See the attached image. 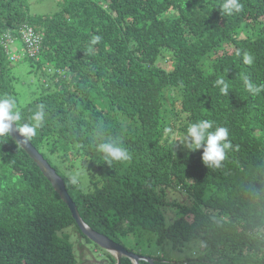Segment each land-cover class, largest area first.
<instances>
[{
	"label": "trees",
	"instance_id": "trees-1",
	"mask_svg": "<svg viewBox=\"0 0 264 264\" xmlns=\"http://www.w3.org/2000/svg\"><path fill=\"white\" fill-rule=\"evenodd\" d=\"M223 2L60 0L46 16L31 14L26 0H0V35L31 26L42 38L37 66L46 65L47 79L20 110L28 121L44 104L46 117L29 142L88 227L130 252L123 239L161 247L135 253L153 264H264V92L253 95L243 82L264 85V0H241L243 11L231 16ZM93 35L101 37L95 45ZM16 62L0 41V97L16 95ZM200 120L229 131L233 148L219 168L205 166L203 148L176 140ZM100 122L130 160L108 163L96 150ZM59 164L80 169L76 183ZM168 191L186 200L170 202ZM72 225L92 243L38 166L10 136L0 138V264H76L68 236L57 235ZM185 246L186 256L172 257ZM105 253L106 264L117 263Z\"/></svg>",
	"mask_w": 264,
	"mask_h": 264
},
{
	"label": "clouds",
	"instance_id": "clouds-1",
	"mask_svg": "<svg viewBox=\"0 0 264 264\" xmlns=\"http://www.w3.org/2000/svg\"><path fill=\"white\" fill-rule=\"evenodd\" d=\"M243 9L244 4L241 2V0H224L223 4L221 5V11L228 16L240 13L243 11ZM26 29H29V27L20 26L15 31H7L2 33L0 38L4 35H9L13 41L12 49L14 52L25 54L26 46L24 42L20 45V49L18 51L17 39L22 38V31ZM100 40V36L93 35L91 37L90 43L91 45H95L99 43ZM41 45L42 38L40 49ZM4 50L7 52L5 47ZM38 55L39 52L34 57H28L24 55L19 60H17V62L24 61L25 59L36 60ZM243 63L246 65H252L254 63V56L248 52H245L243 54ZM243 82L246 89L253 95H259L261 92H264V85L254 84L247 76H243ZM215 84L219 86L220 93L222 95H228L229 84L226 82L225 78L217 79ZM45 117V105L39 104L37 105V109L30 116L29 120L25 121L18 101L15 97H0V138L9 137L11 132L17 131L22 137L18 143L25 144L31 138L37 136L38 130L45 123ZM95 140L96 150L104 155L105 160L108 163H111L112 161L126 162L131 159L128 149L123 146V142L121 140L106 135V129L102 122L97 123L96 125ZM181 143L189 151L203 148L201 156L202 162L206 167L213 166L216 168L221 167L222 162L226 159L227 150L233 148L232 142L229 140L228 129L223 126H217L213 130V121L211 120H200L199 122L192 123L187 128V133L183 137ZM72 182L76 183L75 177L72 178Z\"/></svg>",
	"mask_w": 264,
	"mask_h": 264
},
{
	"label": "rangeland",
	"instance_id": "rangeland-1",
	"mask_svg": "<svg viewBox=\"0 0 264 264\" xmlns=\"http://www.w3.org/2000/svg\"><path fill=\"white\" fill-rule=\"evenodd\" d=\"M30 4V13L33 15H52L57 9V4L60 0H26ZM29 29L35 33V30L29 26ZM36 34V33H35ZM41 60V57L38 56L36 60L34 59H25L17 63H12L10 68V74L13 76L14 81L12 82V90L15 91L16 95L14 97L17 99L19 107H24L29 103L35 96H37L42 90L40 85L44 84L47 78L42 74V71L46 68L45 64L37 66V62ZM169 90L165 91V98L167 99L166 107L171 109L173 106V100L169 98ZM175 97L179 98V94L175 92ZM183 138H176L177 142L182 148H186L181 142ZM59 173H64L70 177H78L80 174L78 172L80 169L77 167L72 168L69 172L68 168L65 169V165H55ZM63 170V171H62ZM64 172V173H63ZM74 175V176H73ZM167 199L169 201L182 202L186 200V197L179 191H168ZM167 214H170L168 209L166 210ZM170 217V215L168 216ZM75 226L68 227L63 229L57 235L62 236L66 234L69 238V241L73 245L76 264H106L109 259L106 257L105 251L103 249L96 247L94 243H87L81 235L78 233ZM122 244L127 248L132 249L133 253L145 252L152 255H156L159 251L163 250L161 247L158 248L155 245H152L150 248L144 241L138 242L132 240V238L123 239ZM192 247V246H191ZM190 248V246H189ZM189 248L186 246L182 249L181 252L170 251L172 257H184L189 253ZM166 251V250H165Z\"/></svg>",
	"mask_w": 264,
	"mask_h": 264
},
{
	"label": "water",
	"instance_id": "water-1",
	"mask_svg": "<svg viewBox=\"0 0 264 264\" xmlns=\"http://www.w3.org/2000/svg\"><path fill=\"white\" fill-rule=\"evenodd\" d=\"M10 138L29 156V158L38 166L43 176L51 184L54 191L58 194L59 198L66 205L71 214V218L74 220L77 228L83 236L93 242L99 248L105 250L109 254L113 255L117 263H120L122 257L130 260L131 264H139L140 261H145L149 264H153L150 258H146L137 255L133 252L127 251L122 245L108 239L106 236L97 233L88 227L81 217L79 216L77 207L67 193L65 184L56 171L49 165V163L43 158V156L33 147L28 141L25 144L18 143L22 137L17 131L10 133Z\"/></svg>",
	"mask_w": 264,
	"mask_h": 264
},
{
	"label": "built area",
	"instance_id": "built-area-1",
	"mask_svg": "<svg viewBox=\"0 0 264 264\" xmlns=\"http://www.w3.org/2000/svg\"><path fill=\"white\" fill-rule=\"evenodd\" d=\"M22 40L26 46L25 54H19L14 52V50L12 49L13 41L9 35H4L0 38L1 43L6 48L8 55L10 56V59L12 61H17L24 55L28 57H34L40 51L41 37L31 31V29H26L22 31Z\"/></svg>",
	"mask_w": 264,
	"mask_h": 264
}]
</instances>
